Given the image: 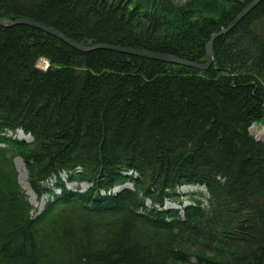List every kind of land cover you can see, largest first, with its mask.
I'll use <instances>...</instances> for the list:
<instances>
[{"label": "trees", "instance_id": "1", "mask_svg": "<svg viewBox=\"0 0 264 264\" xmlns=\"http://www.w3.org/2000/svg\"><path fill=\"white\" fill-rule=\"evenodd\" d=\"M136 1L0 0V17L203 63L252 0ZM211 49L201 70L0 24V264H264V0ZM15 158L48 196L35 214Z\"/></svg>", "mask_w": 264, "mask_h": 264}, {"label": "water", "instance_id": "2", "mask_svg": "<svg viewBox=\"0 0 264 264\" xmlns=\"http://www.w3.org/2000/svg\"><path fill=\"white\" fill-rule=\"evenodd\" d=\"M259 1H261V0L250 1L248 4H246L244 6V8L236 15V17L231 21V23L225 29H223L221 32L214 34L210 37L209 41L205 44V61L203 63H196V62L188 61V60H185V59H182V58H179L176 56H172V55H167V54L153 53V52H149V51H143V50L132 49V48H127V47L109 46V45H105V44H94V45L85 47V46L73 41L72 39L64 36L63 34H61L60 32H58L54 29H51V28L46 27L40 23H37V22L29 20V19H24V18L11 20L8 18L0 17V24L6 25V26H11L14 24L30 25V26L38 28V29H40V30L52 35V36L57 37L58 39H60L64 43L68 44L69 46H71V47H73L79 51H88V50H92L95 48H107V49H112V50L119 51L122 53L130 54V55L141 56V57L155 59V60L168 62V63L182 64V65L194 67V68L201 69V70H206L209 68V66L212 63L211 41L213 40V38L218 34L225 33L227 30H229L231 27H233Z\"/></svg>", "mask_w": 264, "mask_h": 264}, {"label": "rangeland", "instance_id": "3", "mask_svg": "<svg viewBox=\"0 0 264 264\" xmlns=\"http://www.w3.org/2000/svg\"><path fill=\"white\" fill-rule=\"evenodd\" d=\"M130 1V0H129ZM139 1V4L142 5L144 4L145 5V1L142 0H138ZM136 1V2H138ZM207 2V1H210V0H173V2L177 5V6H181V7H184V6H189L190 4H196V3H200V2ZM145 2V3H144ZM136 4V3H135ZM148 5V3H147ZM146 6V5H145ZM131 7V6H130ZM147 7V6H146ZM37 66L40 67V68H46L48 66V62L45 60V59H38L37 61ZM260 135L263 136V140H264V133H260ZM16 138H19V139H24L26 141H28L30 138H28V136L24 135L21 131H17L14 135ZM15 160H17L15 162ZM14 165H15V169L17 171V181L19 183V185L21 186V188L26 192V194L28 195V200L29 198L31 199V205L33 206V211L32 213L35 214L37 212H39L42 208H43V205L45 203V201L47 200V195H43L41 196L40 198H33V196L29 193H27V190H30L32 191L29 186H28V183H27V175H26V171H25V168H24V165H23V162L21 161L20 158H15L14 159ZM61 180H64L65 182V175L64 174H61ZM53 182V180H48V184L50 185L51 183ZM66 183V186L68 188H70L71 190H76V189H86L88 187V183H72V182H65ZM23 185L27 186V188H24ZM123 186H129L131 187L130 184H124L122 186H119V187H116L113 189V191L117 190V189H121L123 188ZM178 191L179 193H190V192H199L201 193V197H205V189L204 187H197V186H186V185H183L181 187L178 188ZM41 199H42V203H41ZM182 200V205L181 206H178V204L176 202H173V201H170V200H166L164 202V207L166 208H179V207H182L184 206L185 204H188V200H186L185 198H181ZM181 212V211H180Z\"/></svg>", "mask_w": 264, "mask_h": 264}, {"label": "bare ground", "instance_id": "4", "mask_svg": "<svg viewBox=\"0 0 264 264\" xmlns=\"http://www.w3.org/2000/svg\"><path fill=\"white\" fill-rule=\"evenodd\" d=\"M249 132H250V134L253 136V137H255L256 136V134H257V132H258V126H257V124L256 123H252L251 125H250V127H249ZM26 136H28V138H29V135H26ZM264 142V141H263ZM17 160H15V162H16ZM23 187L24 188H27V186L25 185H23ZM27 193H29V194H31L32 196H33V198H37V196H36V194H34L32 191H30V190H27ZM26 194V193H25ZM27 195V194H26ZM28 196V195H27ZM38 199V198H37ZM29 202L31 203V199L29 198ZM41 203H42V199H41Z\"/></svg>", "mask_w": 264, "mask_h": 264}, {"label": "built area", "instance_id": "5", "mask_svg": "<svg viewBox=\"0 0 264 264\" xmlns=\"http://www.w3.org/2000/svg\"><path fill=\"white\" fill-rule=\"evenodd\" d=\"M261 131H264V124L261 125Z\"/></svg>", "mask_w": 264, "mask_h": 264}]
</instances>
